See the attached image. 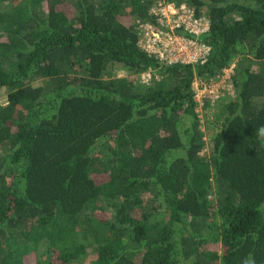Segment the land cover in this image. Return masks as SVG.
<instances>
[{"label": "trees", "instance_id": "1", "mask_svg": "<svg viewBox=\"0 0 264 264\" xmlns=\"http://www.w3.org/2000/svg\"><path fill=\"white\" fill-rule=\"evenodd\" d=\"M158 1L0 0V264H264V0H162L191 66L138 46Z\"/></svg>", "mask_w": 264, "mask_h": 264}, {"label": "built area", "instance_id": "2", "mask_svg": "<svg viewBox=\"0 0 264 264\" xmlns=\"http://www.w3.org/2000/svg\"><path fill=\"white\" fill-rule=\"evenodd\" d=\"M151 15L154 22L138 27V46L145 52L154 55L164 65H203L208 55L210 47L198 39L205 36L209 31V21L205 17L196 16L192 9L185 5L175 6L173 3L158 1L151 7ZM233 66L224 71L228 82L232 74ZM215 80L203 81L195 79L193 88L195 91L194 100L203 106L208 100L214 104L219 98L224 101H231L234 92L232 86H225V77ZM151 80L150 73L141 75L140 83L148 84ZM224 89L220 91L221 87ZM224 93L220 95V92ZM209 109V108H208ZM198 111V110H197Z\"/></svg>", "mask_w": 264, "mask_h": 264}, {"label": "rangeland", "instance_id": "3", "mask_svg": "<svg viewBox=\"0 0 264 264\" xmlns=\"http://www.w3.org/2000/svg\"><path fill=\"white\" fill-rule=\"evenodd\" d=\"M233 63L235 64V62H233ZM224 77H225V86H230V84L226 81V74L223 75V78ZM223 78L221 80H223ZM223 89H224V86L221 87L220 91L223 90ZM223 93H224V91L222 93L220 92V95H222ZM5 103H6V98L5 97H1L0 98V104H5ZM198 111H200V109H198ZM210 114H212L210 108L209 109H206V110L204 109V110H201V113H200V116L199 117L202 120V118L205 119V117L208 116V115H210Z\"/></svg>", "mask_w": 264, "mask_h": 264}, {"label": "clouds", "instance_id": "4", "mask_svg": "<svg viewBox=\"0 0 264 264\" xmlns=\"http://www.w3.org/2000/svg\"><path fill=\"white\" fill-rule=\"evenodd\" d=\"M235 65H236V63H235ZM235 65L234 64H232L231 66H229V68L230 67H232L233 66V68L235 67ZM229 68H227L226 70H228ZM226 70H224V71H226ZM232 72H233V70H232ZM224 73V72H223ZM223 76V75H222ZM231 76V75H230ZM196 79H200V78H196ZM216 78H213V79H209V80H215ZM202 80V79H201ZM230 85H231V83L230 82H228ZM232 86V85H231ZM233 89V88H232ZM259 131H260V134L261 135H264V128H261V129H259Z\"/></svg>", "mask_w": 264, "mask_h": 264}]
</instances>
